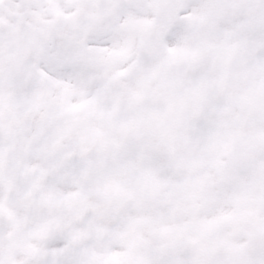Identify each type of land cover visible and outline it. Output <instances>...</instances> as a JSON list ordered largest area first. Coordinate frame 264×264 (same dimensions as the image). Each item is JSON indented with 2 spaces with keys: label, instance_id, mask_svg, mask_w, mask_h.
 I'll use <instances>...</instances> for the list:
<instances>
[{
  "label": "snow or ice",
  "instance_id": "6c2138e0",
  "mask_svg": "<svg viewBox=\"0 0 264 264\" xmlns=\"http://www.w3.org/2000/svg\"><path fill=\"white\" fill-rule=\"evenodd\" d=\"M0 264H264V0H0Z\"/></svg>",
  "mask_w": 264,
  "mask_h": 264
}]
</instances>
